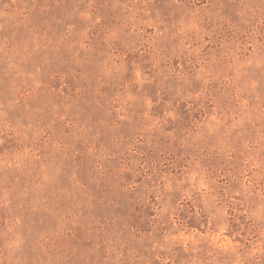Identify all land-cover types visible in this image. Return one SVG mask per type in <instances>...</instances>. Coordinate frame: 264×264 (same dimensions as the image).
Masks as SVG:
<instances>
[{
	"label": "rangeland",
	"instance_id": "rangeland-1",
	"mask_svg": "<svg viewBox=\"0 0 264 264\" xmlns=\"http://www.w3.org/2000/svg\"><path fill=\"white\" fill-rule=\"evenodd\" d=\"M0 264H264V0H0Z\"/></svg>",
	"mask_w": 264,
	"mask_h": 264
}]
</instances>
